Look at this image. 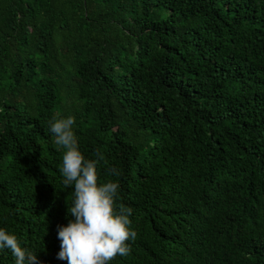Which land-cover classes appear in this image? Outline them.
<instances>
[{"label":"trees","instance_id":"1","mask_svg":"<svg viewBox=\"0 0 264 264\" xmlns=\"http://www.w3.org/2000/svg\"><path fill=\"white\" fill-rule=\"evenodd\" d=\"M69 115L133 209L109 264H264V0H0V228L40 264H68Z\"/></svg>","mask_w":264,"mask_h":264},{"label":"clouds","instance_id":"2","mask_svg":"<svg viewBox=\"0 0 264 264\" xmlns=\"http://www.w3.org/2000/svg\"><path fill=\"white\" fill-rule=\"evenodd\" d=\"M75 117L53 118L49 130L54 143L65 150L60 172L63 185L73 187L72 206L67 208L68 223L57 225L60 251L57 259L68 264H109L117 255L126 257L137 232L130 228L133 209L115 207L119 184L112 180L98 184L97 166L103 161L97 150L96 159H86L79 150L73 131ZM107 174L119 176L115 167H107ZM10 250L14 264H40L37 253L21 246L17 236L0 228V250Z\"/></svg>","mask_w":264,"mask_h":264}]
</instances>
